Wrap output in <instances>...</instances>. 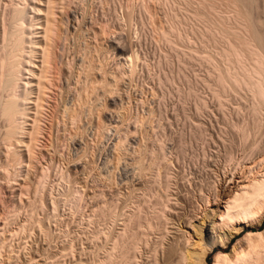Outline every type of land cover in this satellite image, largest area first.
Returning a JSON list of instances; mask_svg holds the SVG:
<instances>
[{"label": "bare ground", "instance_id": "bare-ground-1", "mask_svg": "<svg viewBox=\"0 0 264 264\" xmlns=\"http://www.w3.org/2000/svg\"><path fill=\"white\" fill-rule=\"evenodd\" d=\"M72 1L10 0V3H7L6 12H3L2 17L3 20L5 17L4 22L6 21L5 24L2 23L3 27L1 26L0 28V149L1 147L4 149V152L2 151L3 149L1 151L5 156L4 162L0 164V170L3 176L6 179L7 177L10 178L11 174L7 168L11 166L20 170V167L25 162L31 163L36 158V154L39 153L37 151H39L40 147L36 148V142L43 130L42 119L48 115L46 113L48 107L47 98L51 97L49 92L52 91V86L60 87L62 76L68 82L66 90L64 89L66 93H64L69 95L70 101L61 100L63 102H60L62 104H60V109L55 106L56 109L54 110L55 107L52 109L54 113L52 111L51 113L54 120L61 115L77 127L76 122L80 114L93 110L91 109V107L94 108L92 106L94 104L93 100L101 98L99 102L103 101L105 96L115 92H118V96L121 94L118 91L120 89L118 88L120 81L127 79L133 84L134 77L140 71L139 66H141V71L144 70L142 69L143 67H149L147 66L149 58L147 59L143 48H141V51L144 54L141 53L138 47H134V44H131L132 41L130 39L132 37L128 39V36L126 37L124 36L125 34L121 33L122 28L119 27L121 32L116 29V24L120 23V21H123L127 27V24L129 25V23L133 22L134 15H136L138 23L143 28L141 29L140 27L141 30L139 32H143V30L144 33L147 32V35L144 34L146 36L144 39H149L151 45H153L152 42L157 45L161 44L157 47L160 49L159 58H155L157 60L154 62L152 61L156 72H153L150 80L152 78L153 81L155 80V83L153 82L156 85L155 87H162L164 84H171L173 80L174 82L176 80L171 70L165 71L163 69V63L170 60L168 59L170 55L167 53L169 49L175 50L176 56L177 52L181 50V53H178L179 58H176L179 62L177 67L181 64L187 69V66L191 65L193 61L197 59H200L199 63L202 61L201 55L203 54L200 53H202L201 48L203 45L214 47L218 41H221V47L216 52L218 57L208 55L204 58V61L209 65L206 71L208 73L207 77L210 78L203 77L202 83L210 90L211 95L214 97H212L213 100L215 99L217 105L221 107L226 99L225 96L237 94L240 92L239 90L246 91L245 99L242 95H239L240 93L237 94L239 99L241 96L243 97L241 98L243 101L237 104L238 107H233L232 111L237 107L241 113L237 111L236 115L239 116H236L238 117L236 121H233L232 112L227 110V105L223 107L224 109L226 108L227 112H231L228 114L233 119L229 124L231 134H228V136L226 134L229 132H227L225 135L228 137H224L225 139L223 137L220 138L223 143L222 151H220L221 147L214 151L211 150L209 148L211 144H205L210 141L205 139V130L208 127L205 129V126H202L204 124H201L198 118L196 119L199 122H195L194 119L192 121L190 113H193L196 117L201 116V113L207 107V103L205 98L198 96V92L195 91L197 89V78L194 77L196 80L194 83L193 79H190L188 74L179 67L176 72V78H181L180 81L185 80V86L180 88V85H174L177 86L176 92L179 93L180 96L178 97L181 99L179 113L183 116L184 127L188 125L190 126L189 129L191 128L189 139H184L185 132L183 134L182 130L176 133V143L172 146L173 150H170L172 153L170 151L166 152L167 149L165 148L167 146L164 147V140L157 136L159 133L154 136L155 139L153 141L155 143H153L152 148L149 149L147 146L148 150H144L147 147L142 148L137 142V147L133 145L135 148H133L132 153L136 151L139 156H132L135 158H132L133 167L131 168H134V173L137 177L144 176V172L147 170H150V172L148 171L150 176L141 181V187L126 182L129 185L126 186L125 191H119L118 187V190L112 191L113 195L111 198L104 199L102 206L94 208L91 213L89 212L88 221H90V225L94 223L90 235L92 241L95 242L86 263L207 264V253L212 250L213 246H218L220 249L213 253L211 264H264V228L257 231H246L242 235L235 236L240 232L243 225L247 224L251 219L253 220L255 216H260L264 211V0H93L95 3L91 0L90 2L93 5L86 3L89 0L85 2L84 0H78V2L82 3L80 4L82 7L80 9L81 17L75 11L77 17L75 16L74 18L77 20V26H75L76 28L71 36L74 39H82L83 44L80 43L76 47L75 52L79 53L80 61L76 62V68H73L74 71H72L73 69L71 70V67H75L73 66L74 62H70V58H68L69 60L66 59L67 61L62 58L67 43H65V46L63 43L61 45V42H65L70 33L68 11L71 8H68ZM221 3L225 5H223V8L226 7L230 12L229 15L217 14L216 7ZM89 8L92 9L90 22L91 24H97L98 28L90 26V29H88L89 27H86L88 24L85 23L84 14H87ZM118 10H120V13ZM105 12L109 16V13H111L115 22L114 20H112L113 23H110L112 22L110 20L109 22L103 21L100 17L101 15L104 16ZM83 24H86V28H83ZM118 25L121 26V23ZM131 26L133 25L131 24ZM135 29L136 27L134 30L131 29L130 32L132 30L135 31ZM83 31H86V33ZM88 34H92L96 39L97 37L104 38V43L97 45L94 43L93 47L92 45L90 46L88 38L86 39ZM142 36L141 38H143ZM136 37L135 39L141 42L142 39ZM79 41L81 42V40ZM72 48H75V46ZM148 61L150 62V60ZM62 65L68 68L69 71L67 72L73 76L74 81L71 79L69 81V76H67L68 74H66ZM167 68L165 67V69ZM183 70L186 71L185 69ZM142 72L144 73V71ZM142 72L139 74H143ZM148 73L151 72L148 70ZM201 78L199 76V80ZM101 89L102 92H100ZM151 90L153 89L151 88ZM60 91H62V88ZM242 93L244 94L245 92ZM128 100H131V98ZM142 100L139 101L141 102ZM152 101L155 100L153 99ZM184 101L190 102L192 112L189 111V113L184 104H182ZM232 101H234L233 98ZM188 102L185 104H188ZM106 103L102 102L99 104H102V107ZM158 104L160 103L158 102ZM130 106L132 107V104L129 105V102H127L126 105L121 104L117 108L118 118L114 120L112 125L115 129L120 127L119 125H124L126 121L128 122L129 119L127 118H130V121L132 119V124L134 123L139 130V126L144 123L150 124V127L159 131H162L168 125L170 127V124H172V122L170 123V121H173L171 119L167 118L168 121H166L167 119L162 120L165 115L163 117L160 114L162 112L159 109L160 106L157 112H160L159 115L163 118L158 116L159 118L156 117L157 119L154 118L153 120L150 118L151 116L153 117L151 106L145 117L139 116L136 111L137 115H131L132 117H130L129 113L131 112L130 109H132ZM95 108L98 109L97 106ZM105 109L103 108V110ZM84 110L87 111L83 113ZM120 110L126 112H121ZM150 113H152L151 116H149ZM179 113L178 111L177 113L175 112V114ZM225 115L222 116L223 118L226 117V125H228V118ZM175 117L177 118L176 115ZM89 119L90 117H88ZM177 120L175 119V121ZM55 122L52 123L53 127L55 126L56 128ZM136 129L135 132H137ZM208 131L207 133H209ZM117 136V140L114 143L115 149L116 147L119 148L120 143L125 140H122L124 135L117 134ZM198 139L201 141L199 145ZM210 139L212 138L210 137ZM192 141L197 144L194 145ZM38 144L40 145V143ZM216 144L218 143L216 142ZM216 144L214 143V145ZM236 150L241 151L240 156H235L237 154L235 153ZM144 151H149L150 154L146 163L142 161L144 155L142 153ZM124 155L126 156V154ZM219 155L222 156L225 165H223L224 168L221 171L219 166H217L219 159L217 156ZM173 159L179 161V164L177 163L179 168H175ZM13 174L16 175L17 173ZM109 175H105L108 180L112 177H109ZM111 181L113 182L112 179ZM178 182L186 187V191H184V193H187L186 198L183 197L184 193L181 196L180 192L182 190L180 191L178 188L180 185L177 187ZM36 185L38 191V184ZM37 191L36 193L38 194ZM100 191L102 192L103 190ZM187 197L188 203L191 202L192 204H190V209L186 210L183 207L184 200H187ZM36 203L34 204V209H36V206L40 207L39 203L38 205ZM31 207L33 208V206ZM32 208L30 209L33 212ZM206 219L210 223L209 230L212 232V236L208 239H205L202 235ZM30 220L34 221L35 218H30ZM37 222L40 226L38 223L36 225L42 229L40 222L38 220ZM23 227L21 228L24 229ZM229 244L230 249H228Z\"/></svg>", "mask_w": 264, "mask_h": 264}, {"label": "rangeland", "instance_id": "rangeland-1", "mask_svg": "<svg viewBox=\"0 0 264 264\" xmlns=\"http://www.w3.org/2000/svg\"><path fill=\"white\" fill-rule=\"evenodd\" d=\"M13 1H18V0H13ZM73 1L69 5L70 7L68 8V9L71 8L68 11L70 33L68 34L67 40L65 42L64 41L61 42V45L63 43L64 46H65V43H67L66 47H65V52H64L62 58L65 59L64 61H67V60H69L68 58H70V62L71 61L74 62L73 66H75V67H71V70L73 68H76L75 64H77L80 61L79 53L75 52L76 47L80 43L83 44L82 39H74V37L71 36L74 33V30L76 28L75 26H77V20L74 17L77 14H78V16H80V13H81L80 9L82 8L80 5V4H82L81 2H78V0H77V2H76V0L74 2ZM85 1L86 0H84V2ZM90 1L91 0L86 1V3H90L88 5H93V3H95L94 2L95 0L94 1L92 0L93 3ZM7 3L9 4L10 0H0V28H1V26L3 27V24H5V22H6V21L4 22L5 17L3 20L2 15H3V12L4 13L6 12V8H8ZM78 3L80 6L78 5ZM221 5H222V7H221ZM223 5H224L223 3L217 5L218 6V7H216L217 14L220 13L219 15H224V16H225V14L229 15L230 12L227 10L226 7L223 8ZM90 8L87 10V14H89V15L87 16V14H84L85 23L88 24V26H86V24L85 25L83 24V26H84L83 28L89 27L88 29H90V26L94 27V28L95 27L98 28L97 24H94V23L91 24V22H90L91 21L90 17H92V15H91L92 9H90ZM75 11L77 14L75 13ZM118 12L120 13V10H118ZM94 13H96V12H94ZM105 14H107V12H105ZM105 14H104V16L101 15V17H100L103 21L106 20L107 22H109V20L110 21L114 20L111 13H109L110 16L108 14L107 15H105ZM105 16L108 18H106ZM136 17L137 16L134 15V19L132 21L133 22L136 21L138 23V21H137L138 17L135 20ZM114 22H115V20H114ZM122 22L123 21H120L121 26L118 25L120 23L116 24L117 25L116 29L121 32L120 28H122L123 30L121 33L125 34L124 36H126V37L128 36V39H130V37H132L130 39V41H132L131 44H134V47L135 46L138 47L140 51H141V48H143V52L145 53V55H147V59L149 58L148 60H150V62L147 60V62H148L147 66H149L151 68L147 67V68H149V69H147L146 66L143 67L142 68V69H144V70H142V71H144V73H143L141 71V66H139L140 67L139 73L142 72L143 74L138 73L136 75L138 77L135 76L134 77L135 80L133 79V81L134 82L136 81V82L134 83L132 81L133 84H131V82H129V80H127V79H125V81L122 80L123 82L120 81L119 85H118L119 86L118 88H120V89H118V91L121 94H119L118 96L121 98H119L117 96L118 92H115L113 94H108V96H105V99H104L105 101L103 100V101L99 102V100L101 99L99 97H98L99 99L93 100L94 104L92 106H94V108L97 106L98 109L95 108V110H94V108L91 107V109H93V110H91L92 112L84 110L83 113L87 111L86 113H88V114H86V113L80 114V117L78 118V121H77L79 123L76 122L77 127L74 124H71L70 121L67 120L64 116H61L58 114L59 117H57V118L59 120L57 121V118H55V120H54L53 115H52V113H54V110L56 109L57 106L59 107V108L57 107V109H60V107L62 105L61 103L64 100L67 102L70 101L69 95L65 94L66 93L65 90L67 88V83H68V82H66L67 80L65 79L64 76H62V78L60 79L61 80L60 82H62V83L59 82L60 87L59 86H58L59 88H56L55 86L54 87L52 86L53 88L51 87V90L53 92L52 91L49 92L51 97L47 98V101H48L47 106L48 107H47V111H46V113H48L49 116L47 114H46L47 116H44L45 114L43 115L45 117V118L43 117V119H42V122H43L42 126H43L44 131L43 130L41 131V133L39 134L40 137L38 136V140L36 142L37 143L36 148L40 147L38 149L39 151H37L39 153L36 154V158H34L31 163L25 162L24 165H22V167H20V170H19V168L14 169L11 166L9 168H7L9 170L8 172L12 175V176L10 175V178L7 177L8 180L5 178V176H3L2 171L0 170V264H72V263L73 264H83V262L85 264L87 262V260L89 259V256L91 255V251L93 250V246H94L93 244L95 242V241H92V238L90 235V232L92 230V226H94V223L93 224L91 223L92 225H90V221H88L89 220L88 219L89 212L91 213V211L94 208L102 206L104 201L106 199L111 198V196L113 195V192H115V190H118V187H119V191H125V189L127 188L126 186L129 184H133L137 187L138 186L141 187V185H142L141 181L142 180L144 181L145 178H149V176H150V173H149L150 170H147V171L145 170L146 172H144L145 173L144 176L137 177V175L134 173V168H131V167H133V165H132V162H133L132 158L133 157L132 156H134V155L139 156V154L136 151H134V153H132L133 148H135L134 146L137 147V143H138V145L140 144V146L142 148L145 146L146 147L148 146L150 149V148H152L153 143H155L153 141V139H155L154 136H156L155 134L162 133L160 135L157 134V136H160V138L164 140L163 143H164V147L167 146L165 148V149H167L166 150V152H167V151L173 150L172 146H173V144L176 143V140H177L176 133H178L179 131L182 130L183 134L185 132L184 139H186V138L189 139L188 136H189V131L191 128L189 129L190 126H188V125L184 127L183 116L181 113H179L180 112L179 108L181 106V102H180L181 99L178 97L180 95L178 92H176L177 86H175V85H178V86L180 85L181 86L180 88H183L185 86V80L180 81L181 78H176V72H177V69L179 67L182 69L183 72L188 74L190 79H193L194 83L196 82V80L199 81L200 84L198 83V81L196 82V85L199 87L196 86V88L198 90L196 89L195 91L198 92L197 93L198 96L200 95L201 98H205V101L207 103V107L201 113V116L199 115L201 120H202L201 121L199 116L196 117V115H194L193 113H190V112H192V107L190 105V102L187 101L188 104H185V103H187L185 101H184L185 103L182 102V104H184V106L187 108L188 112L190 111L189 113L192 115V118H191L192 121H193V119L195 122L200 121L201 124L202 123L204 124L202 126L203 127L205 126L204 127L205 129H206V127H208L205 130V133H206L205 139L207 141L208 140H210V141H209V143L206 142L205 144H211V145H209V148H211V150H213V151L217 150V148H220V147H221L220 151H222L223 143L221 141L222 139H220V138L223 137V139H225L224 137H228L231 134V127L229 124L233 118H234L233 121H236L238 119V117H236V116H239V115H236V114H237V111H239L238 113H240V109L239 110L237 109V107H238L237 104L239 102L243 101V99H241V98L244 97V99H245L246 91L239 90L240 94L237 93V94L243 96V97L241 96V98H240L241 101L239 99V96L236 93H235L236 95L230 94L232 96V98L234 99V101H232V98L230 99L231 96H225L226 99L224 100V104L221 107V106L217 105L215 99L213 100L214 97L211 95L210 90L208 88H206L205 85L202 83L203 77H206L208 79L210 78V77H207L208 73L206 71V70H208L209 65L207 64L206 61H204L205 60L204 58H205V56L207 57L208 55H212V56L216 57L217 56L216 52L221 47V41H218V43L215 45L216 47L215 46L214 47L213 46L207 47V45L206 46L203 45L201 48L202 53H200V54H203V55H201V57L203 58V59H201L202 61L200 63H199L200 59L199 60L197 59L198 61L197 60L193 61L191 63V65L187 66V69L185 67H183L181 64H179V66L177 67V63H179L177 61V59L179 58V54L181 53V50L178 49L179 51L177 52V56H176L175 50L169 49L168 50L169 52L167 51V53H169L168 55H170V56H168V59H170V60H168L170 64L169 63L167 64L168 61L164 62L163 63L164 68L163 67L162 68L165 71L168 69L171 70L172 72L171 71L170 72L173 74V76H175L174 78L176 80H175V82L173 80V82L171 83L172 85L170 83H167V84H164L162 86L163 88L162 87H155L156 85L153 84V82L155 80L153 81V78H152V80H150V79L153 76V72H156L155 71L156 69L153 68V64H154L153 62L159 58V54H160L159 50L160 49L157 47L160 46L161 44L157 45L156 43L152 42L153 45H151V42H149L150 41L149 39H144V37H146V36H144V34L147 35V32L144 33V30H143V32H139L141 29H143L139 23L137 24L136 22H134V23H136V24H134L133 22H131V23H129V25H130V28H129L128 24L126 27V24L124 22L123 23ZM110 23H113V21ZM73 24H74V26H72ZM131 24L133 26H135L136 29H139V30L135 29V31H133L135 27L133 28V26H131ZM198 24H200V23L198 22ZM73 27H74V29H73ZM140 27H141V29H140ZM131 29H133V30L130 32ZM124 30H126V31H124ZM83 32L86 33V31H83ZM127 32H128V34L126 35ZM133 32H134V34H133ZM136 32L138 33L139 36L136 35L137 34ZM130 35H132V36H130ZM134 35L137 36L136 38H138V39H140L141 36L143 35L142 36L143 38H141L142 39L141 42L137 41L135 39ZM91 37H93L92 34H88L86 36V39L88 38L87 40L90 42L89 45L90 46L92 45V47L94 46V43H95V45L104 43V40H103L104 38H102V37L101 38L97 37L98 40L94 37L93 38H91ZM72 39H74V40H72ZM132 39H134V40H132ZM79 40H81V42ZM146 40L148 41L147 43H146ZM96 41H98L99 43ZM135 42H137V43L135 44ZM155 44H156V46H154ZM73 45L75 46V48H72V47H74ZM199 46H200V44H199ZM151 47H152V49H151ZM143 52L141 51L142 54H144ZM153 52L156 56L157 55L158 56L156 57L153 54ZM206 53H207V55H205ZM153 55H154V57H153ZM180 57H181V55H180ZM75 58H76V60H75ZM77 58H79V59L77 60ZM155 58H157V59H155ZM108 61H109V59H108ZM151 64H152V66H150ZM170 65H172V66H170ZM165 67L166 68L168 67V68L165 69ZM170 67H172V69L173 68L174 69L172 70V69H170ZM63 68L65 69L66 74H68L67 76H69L68 77L69 81H70V79L72 81H74L72 78L73 76L69 75V72H67V71H69L68 68L65 65L63 66ZM183 69H185L186 71H184ZM148 70L152 74L148 73ZM72 71H74V69ZM187 71H189L190 73ZM194 74H195V76H194ZM146 75H148V76H146ZM199 76H200V78L202 77L201 80H199ZM194 77L197 79L195 80ZM150 85H153V86H150ZM141 86H142V88H141ZM149 86L153 90H151V88ZM171 86H172V88H171ZM153 87H155V88H153ZM61 88H62L63 92L60 91ZM54 89H56V90H54ZM162 91H163V94H162ZM164 91H165V93H164ZM61 92H62V94H61ZM100 92H102V89L100 90ZM126 92H128L129 95H127L128 93H126ZM169 92H170V94H169ZM242 92H245V93L243 94ZM142 93H144V94H142ZM60 94L63 96H61ZM145 94H146V96H145ZM128 96H129V98H131V100H128L129 99V98H127ZM56 97H58V98H56ZM145 97H147V98H145ZM235 98H236V101H235ZM142 99H144L146 101H144ZM153 99L155 101H152ZM61 100H63V101H61ZM121 100L123 101L122 103H121ZM135 100H136V102H135ZM139 100H142V101L140 102ZM126 101L129 102V105L132 104V107L130 106V108H132V109H130V111L132 113H134L136 111L137 113H139V116L145 117V115H147V111H149L150 109H153V111H152L153 117L151 116L152 113H150V115H149V116H151L150 118H152V120L156 117L159 118L158 116L161 117V115H159L160 112L159 113L157 112L158 107L160 106L159 109H160V111H162L160 114H162L163 117L165 115V117H164L165 119L163 117H161V118H163L162 120L164 121L167 118L171 119L173 121H170V120L169 121H170V123L172 122V124H170V127H168L169 125L167 127H165L162 130L164 132H162L161 130L159 131L153 127H150L151 125L147 124V123L140 125L139 126L140 130H139V128L136 127L134 125V123L132 124V122H131L132 119L130 121V118H127L129 120H128V122L126 121V123L124 124L125 126L119 125L120 127H118L117 128L118 130H117L114 128V126H112L114 124V120H117V118H118L116 110H117V108H119L121 106V104L126 105V103H127ZM131 101H132V103H131ZM227 101H228V103H227ZM229 101H231V102H229ZM102 102H104V103L107 102V103L105 104V106L101 107L102 104L100 105L99 103H102ZM158 102L160 104H158ZM212 102H213V104H212ZM229 103H230V105H228ZM54 104H56V105H54ZM97 104L100 106H98ZM137 104H138V107H137ZM144 104H146V105L144 106ZM157 104H158V106H157ZM231 104H232V106H231ZM188 105H190V106L188 107ZM225 105H227V110H230L232 113L230 111L227 112L225 110L226 108L225 109L223 108ZM146 106H147V108H146ZM234 106H237V107H235V110L232 111L234 109L233 108ZM105 107H106V109H105ZM115 107H116V109H115ZM149 107H150V109H149ZM53 108H54V110H52ZM103 108L105 110H103ZM144 108H145V110H144ZM161 108H162V110H161ZM207 108H208V110H207ZM168 109H170V110H168ZM218 109H220V110L217 111ZM51 111H52V113H51ZM120 111L123 112L124 110H120ZM177 111L179 114H175V112L177 113ZM207 111L209 112V115H208ZM223 111H225L226 113L224 112V114H223ZM89 112H91V113H89ZM124 112H126V111H124ZM131 112L129 113L130 117L137 115L136 112L134 114H132ZM243 112H244V110H243ZM228 113H231L233 118ZM174 114L177 116V118L175 117ZM215 114H216V120H215ZM225 114H227V115H225ZM111 115L113 118L111 117ZM222 115L227 116L228 125H226V123H227L226 117L223 118ZM88 117H90L89 120H88ZM82 118H83V120H82ZM196 118H198L199 121ZM79 119H81V120H79ZM168 119L166 121H168ZM175 119H178V120L175 121ZM45 120H46V122H45ZM53 120L57 122V123L55 122L56 128H55V126L53 127V123H54ZM66 120L69 122H67ZM49 121H50V123H49ZM223 121H225V122H223ZM97 122H98V125H97ZM210 122L212 123V125ZM128 124H129V126H128ZM132 125H134V126H132ZM78 126H80V127H78ZM57 127H58V129H57ZM144 127H146V128L144 129ZM104 128H106V129H104ZM135 129L137 132H135ZM132 130L135 133H133ZM152 130H154V131H152ZM129 131H131V132H129ZM171 131H172V135H171ZM207 131L209 133H207ZM216 131H218V132H216ZM220 131H222V132H220ZM227 132H229V133H227ZM141 133H142V135H141ZM117 134L118 135H124V138H122V140L125 139L126 141L124 140V142H121L119 145V148L116 147V149H115L114 143L117 140V137H118ZM225 134L226 135L229 134V135L226 136ZM208 136H209V138H207ZM212 136L214 137V139ZM210 137L213 140L210 139ZM142 139H144V140H142ZM197 141H199V139ZM127 142H128V144H127ZM151 142H152V144H151ZM192 142L194 145L197 144V143H195V141H192ZM200 142L201 141L198 142V145L200 144ZM216 142L219 144V146H218V144H216ZM38 143H40V145ZM214 143L217 146L214 145ZM121 144H123V145H121ZM127 147H128V149H127ZM148 147L144 150H148ZM1 149H3V148L1 147ZM1 149H0V164H2V162H4V160H5V156L3 154L4 149L2 150L3 152L1 151ZM41 151H42V153H41ZM113 151H115V152H113ZM170 152L172 153V151H170ZM147 153L149 154V151H144L142 153V154H144L142 161L143 162L145 161V163L150 156V154L148 155ZM235 153H237V154H235V156H237V155L240 156L241 151L236 150ZM124 154H126V156ZM110 157L112 158V161H111ZM116 157H117V159H116ZM217 157L219 158L217 166H219V169L221 171L225 166L224 161H223L221 155H219ZM173 161H174L173 164L176 166L175 168H179L178 167L179 161L174 160V159H173ZM109 162H111V163H109ZM124 163H126V164H124ZM119 164H121V165H119ZM27 165H29L31 167H29ZM105 166H107V167H105ZM11 168H13V169H11ZM112 168H114V169H112ZM228 168H229V166H228ZM0 169H1V167H0ZM14 171L17 173L16 175L13 174V173H15ZM108 172L109 173L111 172L110 175ZM106 174H108L109 177L110 176H112V177H110L108 180V178L105 176ZM13 177H14V179H13ZM111 179L113 180V182L111 181ZM122 180H124V181H122ZM126 182H128V183L130 182V183L128 184ZM36 184H38V191L36 189L37 188ZM27 185H28V187H27ZM177 187L179 188L180 191L182 190L180 193H181V196H183L182 193H184V191H186V189H185L186 187L181 183H179L177 185ZM105 188H106V190H105ZM100 190H103L102 192H104V191L105 192L102 193ZM137 190H139V189H137ZM36 191L38 192V194L36 193ZM100 194H101V196H99ZM186 194L187 193H184V196H183L184 198H186L185 197ZM78 199H79V201H78ZM40 200H41V202H39ZM184 201H185V203L186 202L187 203L186 204L184 203L183 208H186V210L188 208L190 209V204H192V203L191 202L188 203V197H187V200H184ZM35 203H36V205H38V203H39L40 207L36 206V209H34ZM31 206H33V208ZM37 207H38V209H37ZM30 208H32L34 211L32 212V210ZM33 213H34V215H33ZM30 215H31V217H30ZM30 218L31 219L35 218V220L34 221L30 220ZM263 218H264V211L260 216H255L253 220L251 219L250 221H248L247 224L243 225L240 232L238 234H236L235 236H239V234L242 235L246 231L260 230L261 228H258V227H259V224ZM37 220L40 222L42 229L39 227L40 225L37 222ZM206 222L204 223L202 235L204 236L205 239H208L210 236H212V232L209 230L210 229V223L208 222V219H206ZM37 223L39 226L36 225ZM22 224L24 227L22 226ZM21 227H23L24 229H22ZM90 239L92 242L90 241ZM218 249H220V247L213 246L212 250L207 253L206 260H208L209 264H211V262H212L213 253L215 251H217ZM228 249H230V244L228 245ZM89 253H90V255H89ZM87 255H88V257H86ZM86 264H88V263H86Z\"/></svg>", "mask_w": 264, "mask_h": 264}, {"label": "trees", "instance_id": "trees-1", "mask_svg": "<svg viewBox=\"0 0 264 264\" xmlns=\"http://www.w3.org/2000/svg\"><path fill=\"white\" fill-rule=\"evenodd\" d=\"M258 228H261V229L264 228V218H263L262 221L260 222ZM206 262H207V264H209V263H208V260H206Z\"/></svg>", "mask_w": 264, "mask_h": 264}]
</instances>
